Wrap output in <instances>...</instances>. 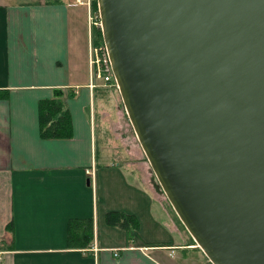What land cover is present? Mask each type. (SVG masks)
Segmentation results:
<instances>
[{"label": "water", "instance_id": "95a60500", "mask_svg": "<svg viewBox=\"0 0 264 264\" xmlns=\"http://www.w3.org/2000/svg\"><path fill=\"white\" fill-rule=\"evenodd\" d=\"M97 2L126 113L179 220L211 264H264V0Z\"/></svg>", "mask_w": 264, "mask_h": 264}, {"label": "crops", "instance_id": "0c3cea01", "mask_svg": "<svg viewBox=\"0 0 264 264\" xmlns=\"http://www.w3.org/2000/svg\"><path fill=\"white\" fill-rule=\"evenodd\" d=\"M73 1L0 0V264L192 262L187 252L202 251L188 234L182 241L170 236L135 242L128 241L124 231L105 225L110 211L135 215L140 221L138 239L159 223L156 205L167 198L144 151L145 157L136 160L129 155L131 161L98 160L93 98L96 91L103 101L121 95L113 84L96 82L97 88H92L89 77L82 80L77 39L82 16ZM57 89L64 93L61 98H55ZM47 100L61 101L69 112L71 138L42 137L40 104ZM120 106L119 116L137 152L140 144ZM135 164L146 167L148 175L137 170L136 176L129 169ZM91 219L92 243L86 248L70 246V224ZM104 228L108 235H100ZM110 233L116 236L113 241ZM173 248L184 251L182 259L166 255ZM193 260L202 264L201 258Z\"/></svg>", "mask_w": 264, "mask_h": 264}, {"label": "rangeland", "instance_id": "374dc122", "mask_svg": "<svg viewBox=\"0 0 264 264\" xmlns=\"http://www.w3.org/2000/svg\"><path fill=\"white\" fill-rule=\"evenodd\" d=\"M19 1H24V0H19ZM28 1H31V3H34V4H40V3H46L48 0H28ZM95 1L97 2V0H79V1L74 0L73 1L74 5L80 6L79 10L82 16L81 22L79 25L81 32L77 33L79 35L77 38L78 42L81 43L79 45V54H80L81 62L83 63L82 80L88 79L89 77L91 87L94 81V76H93V73L91 72V67H90V55H89L91 38L93 39V44L96 45L95 44L96 37L94 35V31L91 33V30H97V29L101 30V23L98 22L100 21L99 11L97 13L96 11L92 12L91 6L93 3V8H94ZM89 3L91 4V6L88 5ZM97 6H98V2H97ZM97 10H98V7H97ZM102 36L103 35L101 31V38H99L98 36V40H97L98 47L104 44L103 43L104 40ZM75 58L76 56H74V59ZM99 83L101 82H98V84ZM95 87L97 88L96 83H95ZM101 90L105 91L106 93L109 92V93H113L117 95V91L115 90L113 91L104 90V89H101ZM120 104L122 105L120 106ZM119 106L121 109L125 108L121 97L118 98L117 96H115L114 98H111V100L109 99V100L103 101V99L99 95V91H96L95 97L93 98V113H94V120L96 123V139H97L96 140V150L98 152L97 154H98L99 162L109 163L110 161L119 160L121 158H125L124 160H127V159L130 160L129 155L132 158H135V160L138 159L139 157L141 158L145 157L141 146L136 144L137 152L135 151V146L131 138L129 137L130 136L129 132L123 125L122 119L119 116V113H118ZM87 117H89V113H87ZM129 169L134 171L136 176H137V170L142 175H145V174L148 175L146 167L144 166L141 167L140 164H137V165L135 164L131 166ZM99 178L101 182V178H102L101 173L99 174ZM99 184H100L99 185V189H100L101 183ZM163 196L161 197V199L164 198ZM110 199H111L112 204H115L117 202L114 194H112ZM156 212L159 215V223L156 225V227L153 229H145L141 233V236H139L138 239H137L138 232L133 231V234L131 235L133 237V241L135 242H157L160 239L170 240L171 239L170 236H173L174 240L176 241H182L184 240V238H187V234L188 236H190L186 228L184 226L183 228H181L182 226H180L177 219H175L174 214L171 209V205L166 199L158 200V203L156 205ZM115 229H118V228H115ZM103 230H105V228L102 229V231L100 229V235L109 234V233H105L107 231H103ZM118 230L121 231V229H118ZM110 238H111V241H113L112 238H116V236L112 234ZM173 249L175 251L174 250L171 251L170 249H169L170 251H166L165 252L166 255L172 260L178 261L179 259H182L184 251L180 249L178 250L175 248ZM187 253H188L189 260L190 261L192 260V262H187V264H200L198 260H193L195 258H201L202 264H211L203 252L194 250V251H188Z\"/></svg>", "mask_w": 264, "mask_h": 264}, {"label": "trees", "instance_id": "16d2710c", "mask_svg": "<svg viewBox=\"0 0 264 264\" xmlns=\"http://www.w3.org/2000/svg\"><path fill=\"white\" fill-rule=\"evenodd\" d=\"M49 1V0H48ZM93 2V1H92ZM97 2L92 12L97 10ZM94 9V10H93ZM97 45L98 36L101 38V30H93ZM92 31V32H93ZM41 135L44 139H69L72 137V120L69 112L59 100L43 101L40 104ZM181 228L182 223L177 217ZM105 223L110 228H118L125 232L128 241H133V231H140V221L137 216L120 211H110L105 215ZM94 239V221H78L70 224V246L88 247ZM192 245H196L193 240Z\"/></svg>", "mask_w": 264, "mask_h": 264}, {"label": "built area", "instance_id": "2783aa9c", "mask_svg": "<svg viewBox=\"0 0 264 264\" xmlns=\"http://www.w3.org/2000/svg\"><path fill=\"white\" fill-rule=\"evenodd\" d=\"M88 5L90 6V3ZM89 55L91 72L94 76L92 87H95L96 82H101L105 86L111 85L115 80V77L106 45L103 44L98 47L93 44V39L91 38ZM92 174V177L94 178V172H92Z\"/></svg>", "mask_w": 264, "mask_h": 264}, {"label": "bare ground", "instance_id": "6f19581e", "mask_svg": "<svg viewBox=\"0 0 264 264\" xmlns=\"http://www.w3.org/2000/svg\"><path fill=\"white\" fill-rule=\"evenodd\" d=\"M103 37V36H102ZM95 39V38H94ZM91 183V182H90Z\"/></svg>", "mask_w": 264, "mask_h": 264}]
</instances>
